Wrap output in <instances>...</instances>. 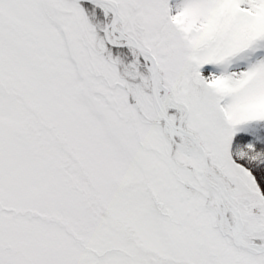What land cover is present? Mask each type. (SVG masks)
<instances>
[{
  "label": "snow or ice",
  "instance_id": "6c2138e0",
  "mask_svg": "<svg viewBox=\"0 0 264 264\" xmlns=\"http://www.w3.org/2000/svg\"><path fill=\"white\" fill-rule=\"evenodd\" d=\"M0 264H264V0H0Z\"/></svg>",
  "mask_w": 264,
  "mask_h": 264
}]
</instances>
